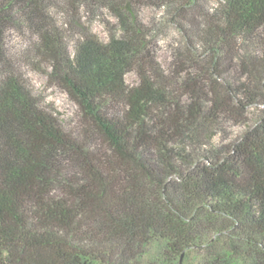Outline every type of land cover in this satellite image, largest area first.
<instances>
[{"label":"trees","instance_id":"16d2710c","mask_svg":"<svg viewBox=\"0 0 264 264\" xmlns=\"http://www.w3.org/2000/svg\"><path fill=\"white\" fill-rule=\"evenodd\" d=\"M147 8L181 36L167 67ZM24 67L65 91L76 129ZM231 127L244 129L230 140ZM195 251L264 264V0H0V264H179Z\"/></svg>","mask_w":264,"mask_h":264},{"label":"rangeland","instance_id":"374dc122","mask_svg":"<svg viewBox=\"0 0 264 264\" xmlns=\"http://www.w3.org/2000/svg\"><path fill=\"white\" fill-rule=\"evenodd\" d=\"M215 0H204V6H214ZM162 10L158 8H147L144 9L141 17L147 24L154 25L155 29V45H156V57L159 63L163 67H167L171 61V45H176L177 42L181 41V36L172 28L169 31V37H166L165 32L161 31L160 15ZM109 21L114 23V19L109 17ZM92 31L98 35L102 40L107 39V32L105 24L102 19L97 18L91 24ZM15 43H19L23 46L20 38H14ZM31 86L37 95L43 99L44 106L49 109L55 117L59 120L61 125L66 130H74L78 127L81 122V113L79 108L69 99L68 95L62 89L56 86H50L46 82L44 75L34 72L31 67H24L22 69ZM125 80L129 85L137 83L138 78L136 73L130 72L125 76ZM262 111V107L253 108L249 111L250 118L254 120ZM244 128L242 127H231L227 130L229 139L233 140L240 136ZM159 245H154L150 248V255L147 257L145 263H153L158 258L157 253L159 252ZM203 252L195 251L189 252L184 258L181 259L179 264H201ZM229 254L227 253V256ZM233 264H238L237 256L233 255Z\"/></svg>","mask_w":264,"mask_h":264}]
</instances>
